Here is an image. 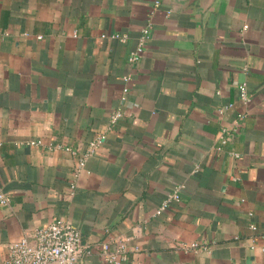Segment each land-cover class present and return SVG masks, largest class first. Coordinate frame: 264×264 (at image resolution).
<instances>
[{
	"label": "crops",
	"instance_id": "0c3cea01",
	"mask_svg": "<svg viewBox=\"0 0 264 264\" xmlns=\"http://www.w3.org/2000/svg\"><path fill=\"white\" fill-rule=\"evenodd\" d=\"M243 80L248 114L218 148ZM0 189V262L64 218L89 245L76 264H110L100 244L116 236L138 246L125 264H264V0H0ZM193 240L208 249L179 245Z\"/></svg>",
	"mask_w": 264,
	"mask_h": 264
},
{
	"label": "built area",
	"instance_id": "2783aa9c",
	"mask_svg": "<svg viewBox=\"0 0 264 264\" xmlns=\"http://www.w3.org/2000/svg\"><path fill=\"white\" fill-rule=\"evenodd\" d=\"M103 37L111 36L121 41H126L128 35L122 32L103 33ZM150 37V23L145 25L141 34L138 37V41L129 54V62L135 64L138 62L145 50L146 42ZM244 69L247 71L249 66L246 65ZM132 78L131 73H127L124 76L125 86L124 91H129V81ZM239 97L244 105V109L238 112L235 121L232 124L222 126V144L218 148H222L228 139L239 129L242 121L248 114V106L252 100V93L249 89L248 82L246 80L240 81L237 84ZM127 99L126 96L123 97ZM233 103L218 107V112L223 114L225 110L232 106ZM123 117V111L116 109L110 116L111 124L115 123L118 119ZM105 135L100 133L96 135L88 144L86 150L78 159L76 165L75 174L78 175L81 170L86 166L87 158L93 155L104 142ZM35 143H42V140H38ZM51 149H66L73 153L76 152L70 145L57 143L49 144ZM235 156H239L238 152H233ZM199 165H197V168ZM184 187L183 184H177L171 190L166 198L162 201L157 208L155 214H160L166 210L168 204L173 199H180L181 190ZM72 188H75V184H72ZM74 192V190H73ZM11 201V195L0 189V204H8ZM253 229L256 228L254 223L251 224ZM131 236H116L105 239L100 244V254L106 262L110 264H125L129 258L130 252L137 250L138 246L131 242ZM183 249H208L205 243L197 240L183 241L180 244ZM89 250V245L82 241L80 230L72 224L69 220L64 218H56L44 226H40L30 232H26L21 238L12 241L9 244V252L7 257L0 262V264H76L80 258Z\"/></svg>",
	"mask_w": 264,
	"mask_h": 264
}]
</instances>
